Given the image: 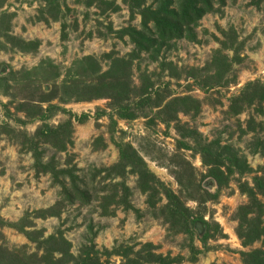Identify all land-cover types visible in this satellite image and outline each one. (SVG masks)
Here are the masks:
<instances>
[{"label":"rangeland","instance_id":"1","mask_svg":"<svg viewBox=\"0 0 264 264\" xmlns=\"http://www.w3.org/2000/svg\"><path fill=\"white\" fill-rule=\"evenodd\" d=\"M158 1L148 0L145 6L154 9ZM254 2L227 0L226 6L200 20L194 30L195 41L171 43L161 49L156 61L147 54L132 61L130 88L134 94L129 102L137 100L135 92L145 82L153 85V91L160 90L163 99L157 103L152 94V103L159 108L146 107L138 111L135 120H125L119 118L108 99L63 103L61 99L70 95L62 84L74 75L80 79L75 65L85 57L95 58L103 72L110 64L105 58L108 54L128 60L134 47L119 32L128 27L140 29V16L131 14L122 0L116 2L119 11L115 13L95 0H63L58 21L45 24L37 21L44 6L41 0H8L0 14L14 15L9 35L25 42L38 41L40 46L36 52L22 53L7 44V49L0 51V217L15 223L26 213L46 210L59 201L60 187L53 185L49 175H37L33 153L27 149L43 124L37 115L39 110L54 105L61 110L52 113L45 124L57 127L70 121L71 143L64 152L40 144L38 152L44 163L72 170L91 202L62 206L59 217L34 219L32 215L30 230L42 231L45 238L61 232L74 257L83 246L92 244L98 251L124 245L133 252L152 244L156 254L188 259L190 237L161 217L166 200L159 196L161 202L156 209L150 208L138 176L129 166L118 165L115 144H126L161 183L177 194L180 187L175 174L184 178L188 166L195 174L202 191L192 195L197 201H188L186 206L203 216L210 225L211 237L203 246L195 230L194 246L202 254L197 262L182 264H242L241 252L260 249L261 242L242 247L235 215L248 202L240 186L247 183L252 187L255 173L264 167V130L260 131L264 116L258 113L257 105L245 107L237 116L229 109L248 83L264 84V3L257 6ZM222 43L235 44L228 49ZM222 58H227L231 67L221 81L216 60ZM47 94H54V98L49 103L41 102ZM184 97L199 103L197 115L178 112L176 104L160 113L169 102ZM82 115L89 118L79 124L74 117ZM190 131L197 133L195 138L201 146L217 145L223 156L235 155L252 172L230 176L226 187L217 188L207 176L208 168L200 155L178 149V142ZM189 142L196 146L193 140ZM211 180L214 186L208 188L206 183ZM118 184L127 187V201L121 187H114ZM204 191L213 197L200 203L207 198ZM103 197L109 203L103 202ZM259 199L264 204V198ZM103 206L111 215L102 213ZM0 233V244L8 248L26 245L29 253L36 251L35 244L23 234L9 228ZM120 261L111 258L113 264Z\"/></svg>","mask_w":264,"mask_h":264},{"label":"trees","instance_id":"2","mask_svg":"<svg viewBox=\"0 0 264 264\" xmlns=\"http://www.w3.org/2000/svg\"><path fill=\"white\" fill-rule=\"evenodd\" d=\"M7 1L0 0V10ZM41 1L44 6L39 10L40 15L37 17V21L45 24H49L50 20L57 22L61 13L60 3L63 0ZM95 1L106 6L113 13L119 11L116 4L118 0ZM147 1L122 0L131 14H137L141 19L140 29L128 27L119 32L120 37L127 36L134 47L129 59L118 58L114 54L106 55L105 58L110 61V64L104 72L99 62L93 57H85L78 61L75 67L79 68L77 71H79L80 79H76L75 75V79L71 78L70 75L71 79L62 84L64 90L67 91L66 95H70L68 99H61L63 103L108 99L111 101L112 108L118 113L119 118L125 120H135L138 111L146 107L159 108L158 104L152 103L151 95L154 94L157 103L162 102L163 96L160 98V90L153 91V85L149 82L142 83L140 89L135 92L137 100L133 103L129 102L131 95L134 94V91L130 88L132 61L139 59L142 54H147L153 61H156L161 49L168 48L171 43L180 40L195 41L194 30L200 20L204 16L220 10V8L226 6L227 2V0H159L156 8L153 9L150 6H145ZM261 3H264V0H255L254 2L257 6ZM13 17L14 15L6 12L0 14V39L4 40V42H0V51H5L8 44L22 53L36 52L40 46L38 41L25 42L9 35ZM234 44L222 43L221 45L224 48L231 49L230 46ZM237 51L238 49L235 50V52ZM216 63L219 69L217 76L222 81L231 66L227 58L217 59ZM162 66H166V63L163 62ZM71 73H73V70H71ZM52 98H54V94L43 95L41 102L49 103ZM172 104H176L179 108L178 112L183 114L192 113L197 115L200 111L199 103L196 100L184 97L175 98L160 113L166 112ZM252 105L260 107L258 113L264 116V84L259 82L248 83L240 95L231 101L229 109L233 116H237L245 107H252ZM60 110V107L54 105H49L46 111L39 110L40 112L37 115L43 124L35 133L33 138L35 141H31L30 147L27 148L28 151L33 153L34 168L37 175H49L53 185L60 187L59 201L46 210L26 213L15 223L6 222L0 217V230L3 228L13 229L23 234L36 247L35 252L29 253L26 245L19 248H8L0 244V264H113L111 263L112 257L120 258L119 264H182L185 261L189 263L197 262L198 256L202 252L194 246L192 236L195 232V224L200 222L205 228L206 233L198 238L203 246L206 245V241L211 236L209 235L210 225L204 220L203 216L194 213L186 206L188 201H197L192 195L202 191L200 185L196 183L192 168L187 167L184 178H180L178 174H175L177 184L180 187L177 194L161 183L147 169L136 151L126 144H115L119 153L118 165L123 168L129 166L132 172L138 176L139 187L142 193L147 195V204L150 208L156 209L157 204L161 202L159 196L166 200V204L160 209L161 217L170 225L178 226L180 232L190 237V256L188 259L185 260L180 256L172 257L171 255L156 254V248L152 244L143 245L137 252H133V248L124 245L115 247L110 251H98L92 244L83 246L79 251V255L74 257L70 252V245L61 232L45 238L42 231L30 230L32 228V215L34 219L59 217L62 206H72L77 203L88 205L91 202V196L86 189L81 188V182L72 170L59 169L52 162L44 163L42 153L38 152L40 144L49 145L51 148L64 152L66 146L71 143L73 130L70 121L57 127L45 124L52 113ZM62 111L66 112V110ZM161 115L159 114L158 117L160 118ZM88 118V115L74 117L79 124H83ZM263 127L264 124H260V131L264 130ZM189 133L190 135L181 136L182 140L178 142V149L194 151L199 154L202 164L208 168L207 176L215 181L217 188L226 187L230 176L235 174L243 176L252 172L235 155L223 156V152L219 151L217 145L216 148H210L208 145L201 146L199 140L197 141L195 138L197 133L193 131ZM190 140H193L196 146L189 145ZM255 174L252 178V187L247 183L240 186L241 193L246 195L248 202L240 206L235 215L237 221L236 234L242 247L248 248L257 242H261L262 247L249 252H241L242 264H264V204L259 199V197L264 198V167ZM206 185L209 187V183H206ZM118 186L121 187L123 199H125L128 195L127 187L124 184L114 185L116 189ZM203 195L207 198L200 203H205L213 197L205 191ZM116 196L117 193L112 196V200ZM102 201L109 203L107 197H103ZM126 206L130 208L127 202ZM102 208L104 215H111L106 207L103 206ZM1 237L2 234L0 233V239H2Z\"/></svg>","mask_w":264,"mask_h":264},{"label":"water","instance_id":"3","mask_svg":"<svg viewBox=\"0 0 264 264\" xmlns=\"http://www.w3.org/2000/svg\"><path fill=\"white\" fill-rule=\"evenodd\" d=\"M207 183H209V187L208 188H212L214 186V182L213 181H209ZM195 230L200 236H202L203 232L205 231V228H204L202 223L198 222V223L195 224Z\"/></svg>","mask_w":264,"mask_h":264}]
</instances>
